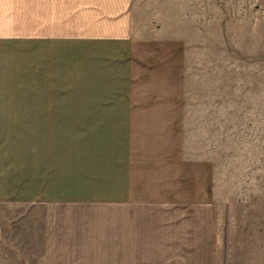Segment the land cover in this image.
Wrapping results in <instances>:
<instances>
[{
	"label": "crops",
	"instance_id": "obj_1",
	"mask_svg": "<svg viewBox=\"0 0 264 264\" xmlns=\"http://www.w3.org/2000/svg\"><path fill=\"white\" fill-rule=\"evenodd\" d=\"M136 29L133 0H0V264H218L185 43ZM58 55L80 95L56 94Z\"/></svg>",
	"mask_w": 264,
	"mask_h": 264
},
{
	"label": "rangeland",
	"instance_id": "obj_2",
	"mask_svg": "<svg viewBox=\"0 0 264 264\" xmlns=\"http://www.w3.org/2000/svg\"><path fill=\"white\" fill-rule=\"evenodd\" d=\"M133 10L139 32L185 43L186 152L214 165L218 264H264V0H133ZM79 58L58 55L57 95L81 94Z\"/></svg>",
	"mask_w": 264,
	"mask_h": 264
}]
</instances>
